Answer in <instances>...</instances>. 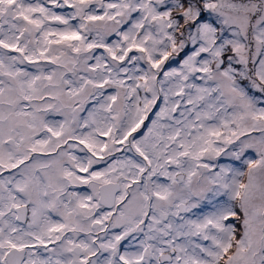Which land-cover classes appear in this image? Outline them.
Masks as SVG:
<instances>
[{"label": "snow or ice", "instance_id": "snow-or-ice-1", "mask_svg": "<svg viewBox=\"0 0 264 264\" xmlns=\"http://www.w3.org/2000/svg\"><path fill=\"white\" fill-rule=\"evenodd\" d=\"M0 264H264V0H0Z\"/></svg>", "mask_w": 264, "mask_h": 264}]
</instances>
